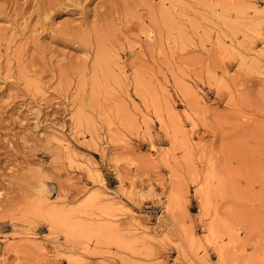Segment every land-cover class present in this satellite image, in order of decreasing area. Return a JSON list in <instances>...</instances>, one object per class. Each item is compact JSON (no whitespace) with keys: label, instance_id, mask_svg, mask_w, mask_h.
Here are the masks:
<instances>
[{"label":"rangeland","instance_id":"374dc122","mask_svg":"<svg viewBox=\"0 0 264 264\" xmlns=\"http://www.w3.org/2000/svg\"><path fill=\"white\" fill-rule=\"evenodd\" d=\"M0 264H264V0H0Z\"/></svg>","mask_w":264,"mask_h":264}]
</instances>
